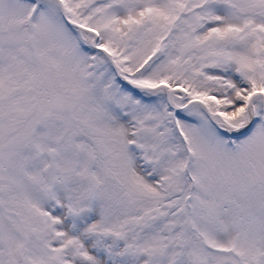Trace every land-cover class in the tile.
Masks as SVG:
<instances>
[{"label":"snow or ice","instance_id":"1","mask_svg":"<svg viewBox=\"0 0 264 264\" xmlns=\"http://www.w3.org/2000/svg\"><path fill=\"white\" fill-rule=\"evenodd\" d=\"M0 264H264V0H0Z\"/></svg>","mask_w":264,"mask_h":264}]
</instances>
